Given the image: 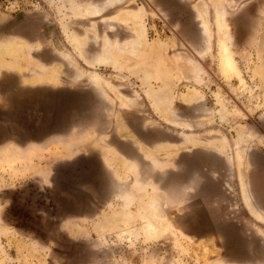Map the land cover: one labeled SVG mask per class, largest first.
Here are the masks:
<instances>
[{"label": "rangeland", "instance_id": "1", "mask_svg": "<svg viewBox=\"0 0 264 264\" xmlns=\"http://www.w3.org/2000/svg\"><path fill=\"white\" fill-rule=\"evenodd\" d=\"M0 81V264H264V0H0Z\"/></svg>", "mask_w": 264, "mask_h": 264}, {"label": "bare ground", "instance_id": "2", "mask_svg": "<svg viewBox=\"0 0 264 264\" xmlns=\"http://www.w3.org/2000/svg\"><path fill=\"white\" fill-rule=\"evenodd\" d=\"M223 48V47H222ZM224 65H225V68L228 70V71H231L233 70L234 71V68H233V65L231 64V59H230V54H229V50L226 46H224ZM241 157V156H240ZM154 228V227H153Z\"/></svg>", "mask_w": 264, "mask_h": 264}, {"label": "crops", "instance_id": "3", "mask_svg": "<svg viewBox=\"0 0 264 264\" xmlns=\"http://www.w3.org/2000/svg\"><path fill=\"white\" fill-rule=\"evenodd\" d=\"M1 82V81H0ZM25 110V109H24ZM21 116H24L23 115V113L22 114H20ZM20 115H18V116H20ZM13 119V118H12ZM16 120H18V118H16ZM250 199H251V201L254 203V200L251 198V195H250ZM254 205H255V203H254ZM253 210V212L257 215V216H260V217H264L263 216V214L260 212V210H258L257 208H256V206L254 207V209H252Z\"/></svg>", "mask_w": 264, "mask_h": 264}, {"label": "flooded vegetation", "instance_id": "4", "mask_svg": "<svg viewBox=\"0 0 264 264\" xmlns=\"http://www.w3.org/2000/svg\"><path fill=\"white\" fill-rule=\"evenodd\" d=\"M77 173H78L79 175H83V173H85V171H83V172H82V171H78Z\"/></svg>", "mask_w": 264, "mask_h": 264}]
</instances>
